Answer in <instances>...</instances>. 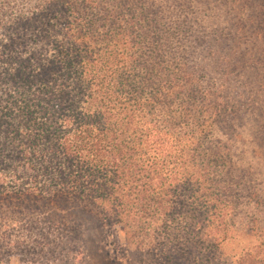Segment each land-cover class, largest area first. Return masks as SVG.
<instances>
[{
  "label": "trees",
  "instance_id": "trees-1",
  "mask_svg": "<svg viewBox=\"0 0 264 264\" xmlns=\"http://www.w3.org/2000/svg\"><path fill=\"white\" fill-rule=\"evenodd\" d=\"M0 216L76 250L96 219L125 262L264 264V0H0Z\"/></svg>",
  "mask_w": 264,
  "mask_h": 264
},
{
  "label": "rangeland",
  "instance_id": "rangeland-1",
  "mask_svg": "<svg viewBox=\"0 0 264 264\" xmlns=\"http://www.w3.org/2000/svg\"><path fill=\"white\" fill-rule=\"evenodd\" d=\"M45 223L44 218L7 219L0 216V264H142L140 261L125 262L117 257L112 246L115 238H110L107 228L96 219L82 218L78 220L82 226L83 241L80 249H72L68 245L65 249L43 246L48 239L53 242L58 239L59 231L54 229L48 237L40 238L26 230L18 229L21 223ZM18 229L14 231V229ZM6 242L24 244L20 251L1 250ZM73 244V243H72ZM144 264H149L145 262Z\"/></svg>",
  "mask_w": 264,
  "mask_h": 264
}]
</instances>
